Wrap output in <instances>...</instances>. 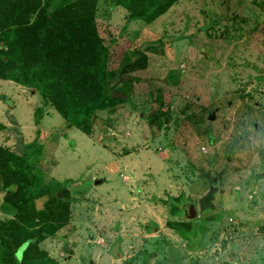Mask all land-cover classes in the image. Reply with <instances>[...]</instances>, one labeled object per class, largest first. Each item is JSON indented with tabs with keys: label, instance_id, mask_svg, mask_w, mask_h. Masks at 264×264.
Masks as SVG:
<instances>
[{
	"label": "rangeland",
	"instance_id": "374dc122",
	"mask_svg": "<svg viewBox=\"0 0 264 264\" xmlns=\"http://www.w3.org/2000/svg\"><path fill=\"white\" fill-rule=\"evenodd\" d=\"M95 18L117 102L89 135L50 105L35 123L41 96L0 80V147L39 134L38 191L72 199L36 263L264 264V0H179L151 24L98 0ZM3 198L0 180V223Z\"/></svg>",
	"mask_w": 264,
	"mask_h": 264
},
{
	"label": "trees",
	"instance_id": "16d2710c",
	"mask_svg": "<svg viewBox=\"0 0 264 264\" xmlns=\"http://www.w3.org/2000/svg\"><path fill=\"white\" fill-rule=\"evenodd\" d=\"M111 1L126 10L128 20L151 24L179 0ZM97 2L72 0L45 10L38 0H0V80L41 96L35 123L40 122L44 106L50 105L68 127L89 135L97 114L114 110L117 99L110 94L109 50L98 33ZM4 129L0 123V132ZM42 152L39 134L20 153L0 147L3 210L8 217L0 223V264H37L46 255L39 245L69 222L68 191L61 186L53 192L37 189L36 167ZM44 197L38 209L36 201ZM189 223L167 225L178 231ZM18 250L20 261L15 257Z\"/></svg>",
	"mask_w": 264,
	"mask_h": 264
},
{
	"label": "water",
	"instance_id": "95a60500",
	"mask_svg": "<svg viewBox=\"0 0 264 264\" xmlns=\"http://www.w3.org/2000/svg\"><path fill=\"white\" fill-rule=\"evenodd\" d=\"M208 119H209L210 121H213V119H214V113H212V114L208 117ZM186 216H187V219H188V220H193V219L196 218V210H195V208H194L193 205H189V206L187 207Z\"/></svg>",
	"mask_w": 264,
	"mask_h": 264
}]
</instances>
